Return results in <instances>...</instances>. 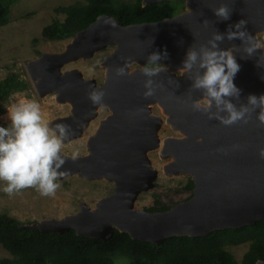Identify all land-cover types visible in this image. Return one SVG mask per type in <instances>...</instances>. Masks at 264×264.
Listing matches in <instances>:
<instances>
[{
    "label": "water",
    "instance_id": "1",
    "mask_svg": "<svg viewBox=\"0 0 264 264\" xmlns=\"http://www.w3.org/2000/svg\"><path fill=\"white\" fill-rule=\"evenodd\" d=\"M161 1L169 0H141V4ZM170 1H184L185 12L130 25L100 15L78 31L63 51L42 54L27 64L40 95L56 92L59 103L71 105L70 116L49 124L50 128L56 123L70 126L65 142L82 135L99 107L109 109L88 138L87 153L74 159L61 153L65 163L58 171L64 172L59 179L76 175L111 182L113 191L94 208L81 204L75 214L22 227L59 234L72 229L77 236L101 240L110 238L115 229L133 240L159 244L175 236H207L215 230L264 220V123L258 119L261 108L248 100L250 94H264V51L235 57L240 67L233 82L239 93L224 99L235 110L246 111L233 123H223L228 117L223 105L218 107L214 101L207 107L202 105L200 100L209 98L204 89L193 86L204 72L199 67L202 51H228L233 44L250 46L229 40L227 33L238 31L233 25L240 20L246 23L239 30L264 26V0ZM222 5L229 10L227 20L214 15ZM216 34L223 39L214 41ZM106 48L112 50L102 62L106 75L101 86L83 79L75 68L61 71L64 65ZM164 49L167 57L161 54L155 63L167 67L145 75L149 56ZM190 51L197 53L198 60L185 70L183 62ZM134 64L139 67L131 70ZM177 69L184 70L180 78L173 72ZM38 78L42 90L36 86ZM149 90L151 94L145 95ZM94 91L102 93L97 104L89 99ZM152 105L164 109L165 123L180 136L158 138L163 119L152 114ZM152 150H158L161 159L170 158L163 167L166 174L188 173L194 187L188 200L151 213L146 208L134 209V202L140 192L153 187L156 171L147 157ZM258 261L264 264V260Z\"/></svg>",
    "mask_w": 264,
    "mask_h": 264
},
{
    "label": "trees",
    "instance_id": "2",
    "mask_svg": "<svg viewBox=\"0 0 264 264\" xmlns=\"http://www.w3.org/2000/svg\"><path fill=\"white\" fill-rule=\"evenodd\" d=\"M18 0H0V26ZM182 1H161L142 6L141 0H84L55 9L64 15L54 18L41 30L48 40L72 38L100 15L115 17L123 25L155 22L172 17ZM26 83L13 72L0 80V100ZM194 183L188 177L183 189L189 195L181 201L166 204L154 197L149 212L165 211L192 196ZM19 220L0 213V246L10 257H0V264H237L230 246L246 245L240 264L264 260V220L235 229H221L207 236H175L154 244L133 240L126 233L113 230L107 240L65 233L43 232L22 227Z\"/></svg>",
    "mask_w": 264,
    "mask_h": 264
},
{
    "label": "rangeland",
    "instance_id": "3",
    "mask_svg": "<svg viewBox=\"0 0 264 264\" xmlns=\"http://www.w3.org/2000/svg\"><path fill=\"white\" fill-rule=\"evenodd\" d=\"M84 0H18L10 9L6 22L0 26V80L9 72L15 73L19 80L26 83V87L14 91L7 99L0 100V126H8L5 109L12 100L21 98L36 101L40 105L42 121L48 125L56 118L70 116L71 105L59 103L56 92L40 95L28 71L27 64L38 59L45 53H57L64 50L66 43L72 38L64 40H48L41 35L42 28L54 18L63 20L64 15L55 13V9ZM112 49L106 48L97 51L89 58H79L61 68V71L72 68L77 69L83 79L94 80L96 86H101L105 80L106 67L102 64L106 55ZM161 68L167 67L161 62L155 63ZM136 64L130 69L138 68ZM183 69L173 71L180 78ZM40 80L35 79L39 90ZM43 92V91H42ZM205 99H201L200 103ZM158 105L151 106V112L163 119L157 131L158 138L180 136L179 133L165 123L166 113ZM164 112V113H163ZM110 113L106 107H99L97 116L92 119L82 135L62 144L61 153L69 156H81L87 153L86 142L96 131L100 120ZM151 167L156 171L153 187L138 194L134 209L148 208L153 204L154 197L166 204L181 201L189 195L183 186L190 174L168 175L164 172V165L170 160L161 159L158 150L147 153ZM60 186L51 196H42L32 187L24 188L11 195L0 190V213L14 217L23 224H37L44 220L63 218L66 215L75 214L80 210V205L85 204L89 208L101 198L113 191V183L105 180H86L76 175L67 176L56 181ZM235 257L237 264L247 246L238 245L227 248ZM0 257H10L9 253L0 246Z\"/></svg>",
    "mask_w": 264,
    "mask_h": 264
},
{
    "label": "clouds",
    "instance_id": "4",
    "mask_svg": "<svg viewBox=\"0 0 264 264\" xmlns=\"http://www.w3.org/2000/svg\"><path fill=\"white\" fill-rule=\"evenodd\" d=\"M214 15L227 20L229 10L222 5L214 10ZM245 23L244 20H240L233 25L238 31H229L227 38L242 41L247 38L250 46L246 47L245 51L251 56L256 49L264 47V44L253 43L250 35L239 30ZM222 39L223 36L220 34L214 36V41ZM214 41L210 43L212 48L216 49ZM161 54L166 58L167 50L153 52L149 56V65L144 68L145 75L152 76L161 70V66L155 64L161 58ZM197 60V53L190 51L183 62L184 69H191ZM199 67L204 69V72L195 80L193 86L205 90V95L209 99H205L202 103L206 107L212 101L218 107L223 105V109L228 112L227 119L223 120L225 124L241 119L246 109L237 111L224 99L239 93L233 81L240 66L232 53L227 50H204L199 56ZM120 71L122 73L123 69ZM150 83L151 81H148V84ZM150 94L149 90L145 95ZM101 96L102 93L98 94L94 91L89 94V99L93 104H97L101 101ZM248 100L250 104L261 108L258 119L264 123V94L259 97L250 94ZM5 112L9 124L0 126V190L11 195L13 192L32 187L42 196L53 195L60 186L56 181L64 175V172L58 170L65 163L61 155V147L68 137L70 126L56 123L50 128L48 123L42 121L40 105L30 99L12 100ZM257 264L261 262L258 261Z\"/></svg>",
    "mask_w": 264,
    "mask_h": 264
},
{
    "label": "flooded vegetation",
    "instance_id": "5",
    "mask_svg": "<svg viewBox=\"0 0 264 264\" xmlns=\"http://www.w3.org/2000/svg\"><path fill=\"white\" fill-rule=\"evenodd\" d=\"M185 12V2L182 1V5L180 6L179 10L177 11V13L175 15H178L180 13ZM173 15V16H175ZM172 16V17H173ZM244 19V16H243ZM264 26L262 25H258L256 28L251 29V27H248L246 29H242V31H245L247 35H250L253 38V43L259 42L261 44H264ZM239 42L238 44L241 45H245L246 43H249L247 38H245V40H241V39H237ZM264 51V47L258 48L256 49V51ZM233 57H244L247 58L249 55L248 53L245 51V48L243 47H236V45H231L229 50ZM149 64H146V66H148ZM181 77V75H180ZM179 78V77H178Z\"/></svg>",
    "mask_w": 264,
    "mask_h": 264
},
{
    "label": "bare ground",
    "instance_id": "6",
    "mask_svg": "<svg viewBox=\"0 0 264 264\" xmlns=\"http://www.w3.org/2000/svg\"><path fill=\"white\" fill-rule=\"evenodd\" d=\"M263 30H264V29H263ZM53 56L55 57V55H53ZM54 57H53V58H54ZM38 79H39V78H38ZM39 80H40V79H39ZM39 82H40V81H39ZM163 110H164V109H163Z\"/></svg>",
    "mask_w": 264,
    "mask_h": 264
}]
</instances>
